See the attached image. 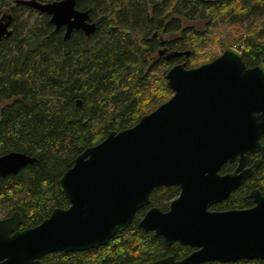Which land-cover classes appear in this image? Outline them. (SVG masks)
Returning a JSON list of instances; mask_svg holds the SVG:
<instances>
[{
  "label": "trees",
  "instance_id": "trees-1",
  "mask_svg": "<svg viewBox=\"0 0 264 264\" xmlns=\"http://www.w3.org/2000/svg\"><path fill=\"white\" fill-rule=\"evenodd\" d=\"M75 6L88 11L96 29L88 36L73 30L64 39L47 13L0 0V19H9L10 30L0 38V155L19 151L35 158L18 173L0 176V218L18 211L21 229L39 224L54 207H68L59 179L79 153L110 130L133 126L172 95L165 73L173 64L195 67L228 46L241 51L248 67L264 62V0H76ZM260 139L264 143V134ZM251 187L264 193V156L247 183L211 208L250 207ZM178 193V186L156 187L150 204L167 210ZM144 210L101 246L55 251L41 261L146 264L194 249L178 241L166 245L142 229Z\"/></svg>",
  "mask_w": 264,
  "mask_h": 264
},
{
  "label": "water",
  "instance_id": "water-1",
  "mask_svg": "<svg viewBox=\"0 0 264 264\" xmlns=\"http://www.w3.org/2000/svg\"><path fill=\"white\" fill-rule=\"evenodd\" d=\"M49 15L67 39L73 30L96 29L76 0H15ZM9 18V17H8ZM0 19V38L9 34ZM188 55L176 51L174 56ZM172 95L131 127L110 130L87 146L59 179L66 208L54 207L39 224L21 229L18 211L0 218V264H48L55 251H82L105 244L124 230L136 211L150 204L152 190L174 185L179 195L168 210L149 206L139 226L194 249L182 258L167 255L146 264H200L264 260V194L249 193L254 205L210 210L226 199L259 165L245 167L249 153L264 155V62L248 67L239 49L228 46L195 67L173 64L165 73ZM238 159L232 172L220 173ZM34 157L19 151L0 155V176L16 174Z\"/></svg>",
  "mask_w": 264,
  "mask_h": 264
},
{
  "label": "flooded vegetation",
  "instance_id": "flooded-vegetation-1",
  "mask_svg": "<svg viewBox=\"0 0 264 264\" xmlns=\"http://www.w3.org/2000/svg\"><path fill=\"white\" fill-rule=\"evenodd\" d=\"M261 138V137H260ZM260 141H261V139H260ZM262 144H264L263 142H261ZM264 155H261L260 154V152L259 151H254V152H251V153H249V155H248V158H247V161H246V164H245V167H249V166H251V164H253V162L255 161V160H257V159H260V162H261V158L263 157ZM260 162H259V164H260ZM226 163H233L234 165H233V167L230 169V170H228V171H226V172H232L234 169H235V167L237 166V163H238V159L236 158V159H234L233 161H227V162H225L224 164H226ZM223 164V165H224ZM223 165H221V167L223 166ZM259 166V165H258ZM221 167H220V169H221ZM258 168V167H257ZM256 168V169H257ZM220 169H219V172H220ZM256 169H254L253 170V172H252V174L254 173V171L256 170ZM226 172H220V173H226ZM252 174L248 177V178H246L237 188H239L241 185H244L245 183H247V181L251 178V176H252ZM172 186H174V185H172ZM237 188H235L234 190H236ZM254 188H257V189H259L258 187H251V188H249V192H248V196H249V193L251 192V190L252 189H254ZM234 190H232L231 191V193L234 191ZM260 190V189H259ZM260 192H261V190H260ZM179 193H180V188H179ZM179 193H178V195H179ZM230 193V194H231ZM262 193V192H261ZM229 194V195H230ZM262 194H264V193H262ZM177 195V196H178ZM176 196V197H177ZM175 197V198H176ZM229 197V196H228ZM227 197V198H228ZM250 197V196H249ZM226 198V199H227ZM251 198V197H250ZM174 199V198H173ZM172 199V200H173ZM252 199V198H251ZM225 200V199H224ZM222 201V200H221ZM252 201H253V199H252ZM220 202V201H219ZM170 203V202H169ZM216 203H218V202H216ZM216 203H214V204H216ZM214 204H212V205H214ZM212 205H210L209 206V209L210 210H216V211H222V210H217V209H212L211 208V206ZM254 205V202H253V204L251 205V206H253ZM149 206H154V205H151V204H149L148 206H144L145 207V210L149 207ZM168 206H169V204H168ZM250 206V207H251ZM157 207V206H156ZM143 208V207H142ZM247 208H249V207H247ZM160 209V208H159ZM244 209V208H243ZM144 210V211H145ZM167 210H168V208H167ZM225 210H228V209H225ZM162 211H166V210H162ZM143 216V215H142ZM142 218V217H141ZM153 233V232H152Z\"/></svg>",
  "mask_w": 264,
  "mask_h": 264
}]
</instances>
